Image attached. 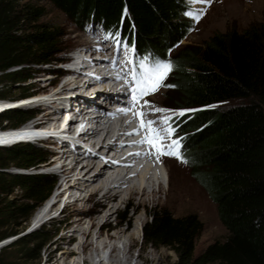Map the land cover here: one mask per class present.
Wrapping results in <instances>:
<instances>
[{
    "label": "trees",
    "instance_id": "trees-1",
    "mask_svg": "<svg viewBox=\"0 0 264 264\" xmlns=\"http://www.w3.org/2000/svg\"><path fill=\"white\" fill-rule=\"evenodd\" d=\"M47 1L80 24L85 20L101 24L103 32L118 34L129 49L134 44L136 66L141 61L149 65L171 61L172 78L166 84L179 93L176 107L195 110L174 116V124L183 138L182 153L216 203L228 237L195 256L200 220L160 207L149 213L143 243L173 249L178 264H264V24L215 32L203 46L180 49L193 30L191 16L185 14L196 13L189 0ZM45 14L32 0H0V86H26L34 78L33 67L49 64L62 52L63 33L41 21ZM30 93L28 88L21 94ZM8 97L0 93V99ZM238 98L242 101L229 107H212ZM33 112L27 108L0 112V128L17 127ZM46 161L47 153L33 143L0 147V241L15 236L0 250V264H5V251L12 249L20 262L39 264L53 237L44 227L23 233L35 208L52 194L53 175L8 171L12 163L28 170ZM10 179L23 187L24 201L11 198Z\"/></svg>",
    "mask_w": 264,
    "mask_h": 264
},
{
    "label": "bare ground",
    "instance_id": "bare-ground-1",
    "mask_svg": "<svg viewBox=\"0 0 264 264\" xmlns=\"http://www.w3.org/2000/svg\"><path fill=\"white\" fill-rule=\"evenodd\" d=\"M95 45V41H91L90 39L85 40V48L81 50H86L88 52L87 56L84 57L82 61L84 66L78 69L75 73L71 74L72 77L70 78L72 79H69L66 77L67 75H64L66 78H68V80H66L61 88L54 93L52 97L55 98L54 100L50 101V103H43L42 107H39L40 105L37 106L36 111L42 113V116L39 118L40 122L44 125L26 124L22 127L0 128V142L5 141V143H0V146H7L11 143H14L11 141H15L17 139L19 141L15 142H23L34 140L44 135L50 129V126H45V124L52 122V124L56 125L57 120L61 119V117L56 116V114H63V106H66L68 102L70 107H72L71 110L74 112V119L79 116L86 117L85 129L77 136V138L69 140L67 137H64V131L57 130L59 135H61L63 138H56L57 140L52 138L51 140L57 145H54L55 150H52V154L55 156V158L50 162V165H55L57 162H59V164H57V171L61 177L60 187L64 186L63 191L67 193L66 206L67 208L73 207L74 213L77 214L76 219L71 218L73 213L68 215L66 226L64 228L65 232L59 238V240H57L59 248H61L63 243L69 245L67 249L62 251V264H77V259L83 262H93L105 249H110V255L114 258V261H116V263L122 264L117 242L119 243V241L125 237V234L134 227V223L129 221L127 228L122 229L121 221H117L116 225H112L110 218L116 215L123 203H125L127 206H131L134 204L137 197L139 198L137 202V208L135 210L136 214L139 211V206L145 205L148 201L159 203L161 199L158 197V193L161 192V188L164 187V185H161L162 183H159L157 190L155 187L156 185H154L155 178L160 179V177L159 175L152 174L153 166L150 163H144L145 158H151L152 156L136 155L137 153L148 152L149 148L148 145L146 146V144L143 145L139 143L143 139L144 135H141L139 129L140 120L136 115H134V113L141 110L148 112L149 115H155L156 113H152L148 108H141L139 106H137V108H133L131 100V79L127 77L128 70L126 66L118 64V60L116 58L117 56L114 57L112 61L110 60L107 62L120 67L118 73L119 78L110 79L112 81H116L115 84L112 85L110 83L108 85L110 82L109 80H102L110 77L111 73L109 74V69H107L106 72L102 74L103 78L98 79L95 76L93 77L97 78V82L101 84L99 87H95V89H97L96 91H99L98 93L93 95H85L81 94V91L79 90L82 86L87 88L93 84L92 79L83 75V72L86 70H83L82 68H89L90 66L86 65H88V63H92L95 66V73L97 71L102 72L106 67H104V64L106 63L105 53H108L109 50H103L104 47L101 44H99V46L102 47V49L99 50L98 48H95ZM97 49L99 50V53L96 52ZM112 53H114V51H112ZM75 59L76 58H73L72 60ZM98 75V77L102 76L100 72H98ZM48 77L49 78H45L46 85L54 81V79L50 80V75ZM42 79L43 78L40 80ZM64 91H68V95L70 94V96H68L69 100L66 97L68 100L66 105L60 102L65 99V96L63 95ZM75 92H78L77 98H80L81 96L84 97L82 99L85 100L80 99L78 102L74 100L76 96L74 94ZM97 95H104L108 101L118 102L121 99L122 102L128 101L129 103H127L129 106H131L130 108H132V110L129 111L131 113L126 115L129 116L128 119L126 116H124V118H120L118 121H116L118 126L114 125V120L112 117L122 115L120 108L118 110L112 109L110 111L104 109L103 112H105V116L108 117L106 122L108 123V126L102 127V125H98L97 122L100 120L97 119L96 116L90 115L89 111L91 108L87 107V105H93L96 108H99V106H97V99L95 98ZM36 96L37 97L33 100L23 101L20 103L14 102H17L22 98H18L19 100L0 99V111L13 106H24L28 103H31L32 101H36L37 99H45L42 94L41 96L36 94ZM151 98L152 97L149 96L147 97L148 100H145L149 101ZM145 100L142 99L140 104L143 105ZM52 104L53 106H51ZM57 104H60L61 106L59 112V107ZM65 112L68 113L71 111ZM149 115L147 116V119L161 118L160 116L156 117V115L154 118H152ZM64 123L65 121H63L62 126ZM75 124L76 123L73 125ZM92 124H95L94 130L92 128ZM119 139L121 142H119ZM133 139H135V142L132 141ZM98 144H101V146L105 149V153L99 154V152H95V150L89 151L87 149V146H90L91 148L92 146L94 147ZM110 152H114L112 158L107 156ZM105 156L108 157V159L106 158V161L104 162L103 157ZM101 162H104L103 166H101ZM166 171L168 176V188L166 187L167 189L164 192L166 202H173L177 208H180V206H184L186 204L192 205L194 208H198L201 206V204H204L199 191L193 189L189 184H187L188 181L183 184L181 190L177 192L178 194L176 193L177 196H174V182L171 180L172 172L169 168H166ZM76 190H82L83 192L87 193L84 196H82L81 193L79 197H76L74 195ZM55 195L56 194H54V196ZM97 197L99 198L97 199ZM49 198L34 213L31 222H33L35 226H38L41 222L46 220L50 216L53 207H55L56 204L51 206V201H48ZM90 201L93 202V206L88 209H79V207H77L79 202H85L86 204ZM110 204H112L111 207H109ZM89 215L90 225L87 229H83V225L86 222V216ZM137 221L139 224H141L142 218H139ZM95 228H98V231L97 238L94 241L92 235ZM78 233H82L84 237L79 238ZM135 244V237H129V247L132 248L135 246ZM75 245H77V248H73ZM144 250L145 249L143 248L140 250L138 254L139 257L143 258L145 256ZM132 256L133 254L130 253L126 257L124 264H132ZM70 257H72L73 260L68 262ZM54 258L55 251L52 250L49 254V260H53ZM99 262L100 264H103L102 261Z\"/></svg>",
    "mask_w": 264,
    "mask_h": 264
},
{
    "label": "rangeland",
    "instance_id": "rangeland-1",
    "mask_svg": "<svg viewBox=\"0 0 264 264\" xmlns=\"http://www.w3.org/2000/svg\"><path fill=\"white\" fill-rule=\"evenodd\" d=\"M26 1V0H23ZM33 3L39 7H43L46 14L45 16L41 19L42 22L48 23L51 25H56L59 27V30L63 33V36L61 37L59 41V47L62 48V52L59 54L55 55L53 59L50 61L49 64L47 65H42V66H35L33 67L30 71L34 74V78L30 79L26 84V86L20 87L19 84H14L10 86H5L2 87L0 86V93H5L7 94L10 99H17L22 96V92L27 90L28 88L31 89V92H39L42 89L51 91V92H56L61 88V86L64 84L60 83L57 84L58 81H60V75L59 72L54 73V72H49L50 69H56V68H62L60 67V64L58 63L57 58H65V57H70L74 54H77L78 52V47L81 46L83 49L84 47V42L85 40H93L95 41V48H98L99 50L102 49V47L99 46L101 44L104 49L103 50H110L111 46H113L112 40L110 41L109 39V34L110 33H102V30L104 28L102 27L101 24L91 21V20H85L83 21L82 24L79 22L72 20L71 18L67 17L60 9H58L55 5H53L51 2L47 0H32ZM190 2V0H189ZM192 7L194 8L196 13H200L203 11V14L201 15V18L197 21L191 16V21L193 23V30L189 34V36L182 41L180 49H183L186 46H203L207 40L215 33V32H224L227 31L233 27L237 28L238 30H243L250 26L253 23H261L264 24V0H210V2L206 3H201V2H190ZM105 38L103 42L98 41V36L101 35ZM98 44V45H97ZM81 49V50H83ZM97 49V53H99V50ZM114 51V50H113ZM124 51V50H123ZM84 51H81L83 53ZM102 53V52H101ZM88 52L86 51V54L84 57H86ZM101 55V54H100ZM76 58V57H72ZM71 59V60H72ZM106 64H109V62L106 61ZM118 64H124L123 61H118ZM136 71H139V68L134 65ZM83 70L87 69L86 67L82 68ZM14 70V69H12ZM106 68L103 69V71H97L95 72L96 77L103 78V73L106 72ZM94 72V70H93ZM98 72L101 73L102 76L98 77ZM110 74V72L108 71ZM119 73V71H118ZM50 75V80L54 79L53 82H50L46 85L45 78H49L48 76ZM87 76V75H86ZM127 77L129 78V74L127 73ZM43 78L42 80H40ZM97 78H90L93 80V84H91L89 87L85 88L81 87L79 90L81 91V94L85 95H93L95 93H98L99 91H96L95 87H99V84L97 82ZM172 78V72L169 74L168 78L164 81L165 85H168L166 83H169L170 79ZM68 80V78H63ZM72 79V78H69ZM112 78L107 77L105 79H102L103 81L109 80L110 83H112ZM64 81V82H65ZM100 82V81H99ZM107 85V86H108ZM131 87L132 86V81L130 83ZM68 91H64V96L65 99L63 102L66 105L68 100L66 99V95H68ZM78 93V92H77ZM77 93L75 92L74 94L75 99L77 102L81 100L84 97L77 98ZM106 93V91H105ZM54 94H52L53 97ZM152 98L149 100L151 104H154L157 107L161 108H166V109H172V110H181L177 108V104L179 101V93L176 89V87H161L158 92H156L154 95H149ZM147 96V97H149ZM97 99V106L99 108H96L95 106L87 105V107H90L91 110L89 111L90 115L96 116L97 119L100 121L97 122L98 125H102V127L108 126L107 120L108 117L105 116V112L103 110H118L116 109V103L117 101H108L107 98H105L104 95H97L95 96ZM121 99V98H120ZM19 100V99H18ZM43 100V99H42ZM122 100V99H121ZM242 99H230V100H225L222 102L216 103L214 108L217 109H223L226 107H229L231 105L237 104L241 102ZM49 102V101H48ZM50 103V102H49ZM43 104V103H42ZM42 104L39 107H42ZM76 106V105H75ZM37 108V107H36ZM27 109H32L33 111L36 109H33L31 107H27ZM57 113V112H55ZM99 114V115H98ZM156 117L160 116L162 114L156 113ZM155 115L150 114L149 116L154 118ZM171 115V113H170ZM106 117V118H105ZM129 116H126L128 119ZM159 117V118H160ZM174 117V115H173ZM124 118V116H114L112 119L114 120V125L116 124V121L118 119ZM5 124V123H4ZM118 126V125H117ZM174 127L176 126L175 124L173 125ZM92 128L94 130L95 124H92ZM105 134V132H104ZM180 132L177 131L176 137H179ZM57 140L56 138H53ZM119 142L120 139H119ZM54 145H57L54 141L51 142ZM36 146L44 149V151L47 153V161L49 162L47 165H50V162L55 158L53 157L52 150H55V147H50V145H44V144H36ZM52 146V145H51ZM87 149L89 151L95 150V152L100 153H105V149L101 146V144L95 145L94 147L92 146H87ZM114 152H110L109 155H107L109 158L113 157ZM108 157H103V161H106V158ZM155 157V156H154ZM52 158V159H51ZM167 158V159H166ZM104 162H101V166L104 165ZM160 164L163 166L162 167V172H166V168L171 169L172 176L171 180L174 182V189H173V195L177 196L176 193L181 190L183 184H185L187 181L193 189L198 190L199 194L201 195V199H203L204 204H201L198 208H194L192 205H182L180 208H177L175 204L171 201L166 202L165 201V191L168 188V179H167V184H161L164 185L163 188H161V192L158 193V197H160L161 201L159 203H153L148 201L145 205H140L139 211L136 214L135 210L137 208V202L138 198H136L135 202L131 206H127L125 203L121 205L120 210L116 213L115 216L110 218V222L112 225H116L117 221H120L121 215L124 213L125 215V220L121 224V228L125 229L128 226L129 221L134 223V227L130 229L126 234L125 237L117 242L119 246V253H120V259L122 260V264H124L126 257L132 253V259L131 263L132 264H178V259L176 253L173 251V249H170L168 247H152L151 245H145L143 243V237H142V230L143 227L145 226L146 222L149 220V213L153 212L157 208H166L169 212L175 214V215H184V214H192L196 216L201 223V232L196 240V250H195V256H198L208 245L215 241H224L228 237V230L227 228L223 225V223L220 220L218 210H217V205L214 202V200L211 198L209 192L207 189L201 185V183L196 179L194 173H193V168L191 165L187 163H182L180 160L174 158V157H162ZM43 165H39L37 169L30 168L28 170H23V169H18L15 167V164L12 163L11 167L8 169L9 174H17V173H38L41 172V170L46 169ZM166 167V168H165ZM57 168V166H56ZM53 177L55 178V186L53 188L52 193L56 190L57 186L60 187V175L58 171L50 172ZM11 188L13 189V194L11 198H16L18 201H24L22 196L24 195L23 187L18 185L17 182L11 180ZM158 190V185L155 186ZM167 187V188H166ZM177 190V191H176ZM82 193V196H84L87 192H83L82 190H76L74 192V195L76 197H79ZM175 193V194H174ZM178 194V193H177ZM51 196V195H50ZM59 197V196H57ZM100 197V196H99ZM97 197V199L99 198ZM45 201H43L39 206L35 208L33 211L34 213L40 208ZM67 205V200L65 201ZM64 203V207L62 208V211L56 216L51 219H49L46 223L41 225V227H44L46 230L49 231L50 234L53 235V237L50 239V241L44 246L42 250V259L39 264H62L63 259L61 258L62 256V251L64 249H67L69 247L68 244L63 243L61 245V248L58 247V242L59 238L63 235L65 232V226H66V221L68 219V215L70 213H73L71 215L72 219L77 218V214L74 213L73 207L67 208V206ZM62 205V202H57L55 207H53V213H55ZM93 206V202H79L78 206L80 208H90ZM112 204L109 205L111 207ZM51 211V212H52ZM31 215V216H33ZM32 219V217H30ZM139 218H142V225L139 224L137 221ZM136 221V222H135ZM138 222V223H137ZM90 223V215L86 216V222L83 225V229H87L89 227ZM31 222L30 219L28 221V225L26 230L23 233H28L33 230H35L36 227L32 230H30ZM97 231L98 228H95L93 231L92 238L95 241L97 238ZM114 231V230H113ZM79 238H83L84 235L82 233H78ZM134 236L136 240L135 246L132 248L129 247L128 241L129 237ZM73 248H77V245L73 246ZM145 249V256L139 257L138 254L141 249ZM54 250L55 251V258L53 260H49V254L50 252ZM129 253V254H128ZM3 259L5 264H9L8 261H14V264H31V263H23L20 262L18 259V252L15 249L12 250H7L5 251L3 255ZM57 259V260H56ZM73 258L70 257L68 259V262L72 261ZM76 262L77 264H100L99 261H102L103 264H119L114 261V258L110 255V249H105L100 253V256L96 258L93 262H83L79 259Z\"/></svg>",
    "mask_w": 264,
    "mask_h": 264
},
{
    "label": "snow or ice",
    "instance_id": "snow-or-ice-1",
    "mask_svg": "<svg viewBox=\"0 0 264 264\" xmlns=\"http://www.w3.org/2000/svg\"><path fill=\"white\" fill-rule=\"evenodd\" d=\"M190 2L206 3L210 0H190ZM186 15L192 16L195 20H199L203 11L200 13H194L192 11L186 12ZM109 38L114 40L120 48H127L128 45L122 43L118 34H109ZM131 52H135V45H131ZM131 63V61H129ZM136 69H132L131 78L133 87L131 88V100L133 107L148 108L152 113H160V119H147L149 115L146 111L135 112L139 120V129L145 132L140 144L148 145L149 151L145 153H137L136 155H149L155 156L157 162H161L162 157H174L180 160L182 163H187L182 153V137H176L177 127H174V116H184L188 111L195 110H172L157 107L151 104L149 101H144L141 105L140 101L149 95H154L160 90L161 87H174V85H165L164 81L168 78L169 74L173 70V64L168 60H155L151 65L141 61ZM119 78V77H118ZM214 107V106H212ZM132 108L121 109L122 112L127 113ZM171 113V115H170Z\"/></svg>",
    "mask_w": 264,
    "mask_h": 264
},
{
    "label": "water",
    "instance_id": "water-1",
    "mask_svg": "<svg viewBox=\"0 0 264 264\" xmlns=\"http://www.w3.org/2000/svg\"><path fill=\"white\" fill-rule=\"evenodd\" d=\"M17 140H15V141H17ZM3 142L5 143V141H3ZM3 142H0V143H3ZM11 142H14V141H11ZM14 239H15V236H12V237H9L7 239H4V240L0 241V250L3 247H5L6 245H8L9 243H11Z\"/></svg>",
    "mask_w": 264,
    "mask_h": 264
},
{
    "label": "clouds",
    "instance_id": "clouds-1",
    "mask_svg": "<svg viewBox=\"0 0 264 264\" xmlns=\"http://www.w3.org/2000/svg\"><path fill=\"white\" fill-rule=\"evenodd\" d=\"M40 165V164H39ZM46 201V200H45ZM30 222H31V218H30Z\"/></svg>",
    "mask_w": 264,
    "mask_h": 264
}]
</instances>
